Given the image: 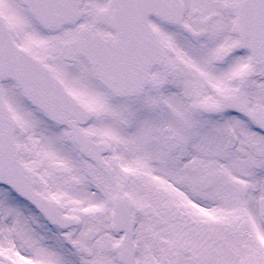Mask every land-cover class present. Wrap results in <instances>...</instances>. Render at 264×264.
Instances as JSON below:
<instances>
[{
	"label": "snow or ice",
	"instance_id": "obj_1",
	"mask_svg": "<svg viewBox=\"0 0 264 264\" xmlns=\"http://www.w3.org/2000/svg\"><path fill=\"white\" fill-rule=\"evenodd\" d=\"M0 264H264V0H0Z\"/></svg>",
	"mask_w": 264,
	"mask_h": 264
}]
</instances>
